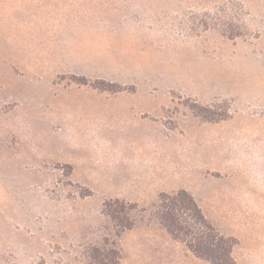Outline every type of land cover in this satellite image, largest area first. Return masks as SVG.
<instances>
[{"label": "rangeland", "instance_id": "1", "mask_svg": "<svg viewBox=\"0 0 264 264\" xmlns=\"http://www.w3.org/2000/svg\"><path fill=\"white\" fill-rule=\"evenodd\" d=\"M180 189L264 264V0H0V264H210Z\"/></svg>", "mask_w": 264, "mask_h": 264}, {"label": "trees", "instance_id": "2", "mask_svg": "<svg viewBox=\"0 0 264 264\" xmlns=\"http://www.w3.org/2000/svg\"><path fill=\"white\" fill-rule=\"evenodd\" d=\"M106 212L120 231L131 228L127 206L116 211L105 203ZM156 217L167 233L198 258L210 264H236L231 251L234 241L222 235L208 220L193 195L185 189L173 193H160ZM97 255L93 258L97 259ZM116 263V262H115ZM114 263V264H115Z\"/></svg>", "mask_w": 264, "mask_h": 264}]
</instances>
